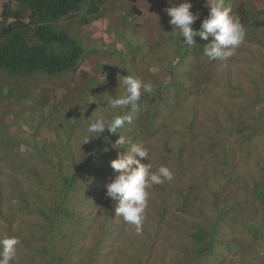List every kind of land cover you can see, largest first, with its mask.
<instances>
[{
	"label": "trees",
	"instance_id": "16d2710c",
	"mask_svg": "<svg viewBox=\"0 0 264 264\" xmlns=\"http://www.w3.org/2000/svg\"><path fill=\"white\" fill-rule=\"evenodd\" d=\"M124 1L131 4L132 15H139L135 7L136 0ZM165 1L175 5L182 0ZM193 1L195 0H190V3ZM198 1L202 7H198L196 11L206 14L205 2ZM91 3L94 0L2 2L0 71L23 79L40 74L52 79L72 78L77 72L85 79L91 77V71L83 67L86 54H108L109 58V53L104 49L98 53L95 49L88 51L81 41L62 27L68 23L72 27L76 18L85 22L83 15L91 13L88 10ZM233 13L239 15L246 29V40H253L254 37L252 43L256 45L248 47L247 53L258 50L253 54H261L264 39L258 32L264 30V4L253 9L240 4L234 7ZM202 20L203 18L199 24L194 23L193 27L199 29ZM181 39L183 40L182 37ZM139 40L146 43L145 46L138 44L132 53L125 51L130 56L125 57L117 69L107 59L97 57L106 62L104 71L107 76H98L96 79L100 87L98 90L104 92V96L98 90L90 91L88 81L79 88H70L78 96V105H87L88 99L96 101L97 117L90 113H77L74 118L76 114H72L73 110H66L69 106L63 104V118L60 120L52 116L53 108L49 107L46 99H35L30 109L37 118L35 120L39 123L44 117L43 120L47 123L41 126L42 129L53 133H48L49 137L44 138L39 149L36 148V142L42 138V133H22V137H18L16 142L25 149L24 152L10 148L7 142H0V161L6 165V168L0 167V239L5 235L20 239L16 258L11 264H91L92 260L105 261V250L117 238L119 228L126 223L120 217L116 226L102 225L97 232H93L92 224L97 223L101 212L106 214V219L118 218L113 212L118 201L106 196V185L118 175L110 167V162L117 158L118 153L126 151L111 147L120 135L128 138L132 144L147 148L148 158L141 159L142 164H151L153 171L166 166L173 173L171 181L165 180L148 190L152 193L149 195L148 205H153L154 208L148 211L147 206L142 235L149 234L150 229L154 233L163 234L161 226L164 225L168 230H177L178 226L174 223L192 216L193 205L199 211V217H203L205 213L197 204L203 202V194L209 186L213 187L211 193H215L224 182L228 185L233 183L229 178L224 181V174L239 175L238 172L234 173V160L238 158L236 153L224 152L230 144L219 129L222 127L225 130L227 126L213 124L216 121L214 116L207 117V123L199 117L200 113L207 111V102L201 96V85L209 82L207 67L211 68L216 61L203 54V47L209 41L201 43L196 40L197 47L189 49L183 47L172 33L166 38L155 39L143 35L138 37L137 41ZM128 44L130 47L134 45L132 41ZM180 50H184L183 57H179ZM255 62L262 63L259 59ZM111 73L114 76H110ZM124 75L142 78L145 82L154 84V91L142 96L136 110L110 107V98L124 93L120 81V76ZM112 82L116 84L111 85ZM232 82L229 76L226 86L231 84L230 88L236 90ZM256 92L257 89H254L246 95L245 105L249 106V101ZM225 94L221 98H208L211 102L218 100L217 106H222L227 113L234 110L235 114L237 105L231 104L230 98L238 94L229 91ZM4 96L0 94L1 99ZM13 98L21 100L24 96L14 93ZM189 99L194 107L193 110L186 109L190 111L189 119L182 122L179 129V123L174 120L182 113L186 104L190 103ZM42 113L46 114L38 115ZM240 113L237 117L243 118ZM117 114L130 115L132 120L131 123L126 122L115 134L105 130L100 137L90 138L87 143L82 144L70 132L73 124L78 133L88 137L86 129L91 121L98 118L110 120ZM258 116L262 119L263 111L258 112ZM242 122L246 123L245 119ZM55 123L60 124L61 128L55 129ZM26 135L32 137L31 147H26L23 142ZM74 144L78 145L76 149ZM105 149L108 151L105 152ZM250 156L251 151L247 152L246 157ZM258 182H254L248 196L253 195L264 206V176ZM243 187L247 189V185ZM102 206L105 207L104 210H101ZM230 210L234 211V208ZM149 220L151 224L148 223ZM238 220V217L233 218L234 222ZM208 228L206 224L199 223L187 232L189 247L183 250L184 259L201 260L215 253L217 231L214 227L212 230ZM249 232L254 239L259 234L258 228L253 226L249 227ZM121 237L127 238L123 232ZM133 243H136L134 239L131 240V244ZM226 247L230 252V245L227 244ZM85 259L91 261L84 262Z\"/></svg>",
	"mask_w": 264,
	"mask_h": 264
},
{
	"label": "rangeland",
	"instance_id": "374dc122",
	"mask_svg": "<svg viewBox=\"0 0 264 264\" xmlns=\"http://www.w3.org/2000/svg\"><path fill=\"white\" fill-rule=\"evenodd\" d=\"M5 1H0V14L1 3ZM203 1L206 5V0ZM240 4L253 9L257 8V5H263L264 0H226V6L231 8L232 13L234 7ZM135 6L140 12L138 16L131 14V4L127 1L94 0V3L88 6L91 13L83 15L85 22L82 23L81 18H76L71 24L72 27L69 25L70 23L62 26L81 41L88 51L95 49V52L98 53L104 49L109 53V58L108 54L106 56L101 53L90 56L86 54V62L83 67L91 71L92 74L87 79L80 76L79 72L75 73L72 78L64 79H52L49 76L48 79L40 75L29 79H18L0 71V94L5 95V98H0V142H7L10 148L24 152L25 149L18 145L15 139L21 137L20 133H42V138L36 142L37 149L45 141L44 138L49 137L48 133H53L42 129L41 126L47 123V121L44 122V117L37 123V118L32 114L30 109H32L35 99H46L49 107L53 108L52 116L60 120L63 118L61 116L63 104L69 106L66 110H73L72 114H76L74 118L77 117V113H90L93 117H97L98 108L96 105L98 104L96 101L88 99L87 105L82 103L78 105V96L70 88H79L82 83L91 78L95 80L98 76L103 78L106 62L101 59H107V62H110L109 64L115 69L119 68L125 57L130 56L125 53V51L129 52L128 42L136 41L138 36L147 35L155 39L166 38L172 33L173 37L183 44L177 33L178 29L169 23L170 18L165 11L171 7L168 2L164 0H136ZM200 6L202 7L201 4ZM208 12L209 9L205 6L204 13L206 14L199 15L198 24L200 19L207 17ZM156 16L159 18L158 20ZM258 33L264 39V30L261 29ZM196 40L201 43L204 41L199 38ZM253 41L254 37L253 40L244 41L236 50V54L227 62L215 61L211 68L208 66L209 82L201 85V96L207 102V111L204 114L200 113L199 117L204 123H207V117L214 116L216 121L213 124L227 126L225 130L222 127L219 129L230 144L224 152L233 151L238 157L234 160V173L238 172L239 175L226 173L223 178L224 181L229 178L233 180V183L228 185L224 182L215 193H211L213 187L209 186L206 193L203 194V202L200 201L197 204L205 213L203 217H199V211L193 205L192 216H188L184 221L178 220L174 223L178 226L177 230L173 228L171 231L166 229L168 228L166 225L161 226L165 237L163 234L154 233L153 229H150L147 235H137L134 226L126 224L119 228V232L116 230L117 238L104 252L105 261L85 259L84 262L91 261V264H264V206L253 195L248 196V191L253 188L254 182H261V176H264V50L261 54L257 53L256 55L253 53L258 50L247 53L248 47L256 45L252 43ZM138 44L145 46L146 43L140 40L136 41L130 47V51L134 50ZM115 47L119 51L116 52ZM180 56L183 57L184 53H179ZM254 59H259L262 63L255 62ZM110 76H114V73H111ZM229 76L232 78V84L236 90L230 88L231 84L226 86V79ZM115 84L111 83V85ZM93 86L100 88L95 82L90 84V87ZM254 89H257V92L247 106L245 105L246 95ZM226 91L238 94L230 98V103L237 105L235 114L234 110L227 113L222 106H217L218 100L211 102L208 98V96L211 98L225 97ZM239 91L241 92L239 93ZM98 92L104 96V92L99 90ZM14 93H18L24 98L17 100L13 98ZM188 102L190 103L186 104L182 113L175 117L174 122L179 123V129H181L182 122L189 119L190 111L186 109L192 108L191 110H193V103L190 99ZM76 105L78 107L74 109ZM260 111H263L262 119L258 116ZM238 113L243 118L237 117ZM44 114L46 113L38 115L44 116ZM242 119H245L246 123H243ZM57 124H53L54 128H61V125ZM70 132L74 134L73 138L79 140L80 143L86 142L87 137L78 133V130L73 128V124ZM31 139L32 137L26 135V139L23 141L26 147L32 146ZM74 146L75 149L78 147L77 144ZM250 151L251 156L246 157L247 152ZM0 167L6 168L5 162L0 161ZM243 182L247 185V189L243 187L245 186L242 185ZM260 189L258 190L260 191ZM150 194L152 193L150 192ZM148 208V211H151L154 206L148 205ZM233 208L234 211H231L230 209ZM104 209L105 207L102 206L101 210ZM100 215L97 218V223L92 224L93 232H97V229L102 225L116 226L119 223V216H116L117 219H106L104 212H101ZM235 217H238L239 220L234 222L233 218ZM148 223L152 222L149 220ZM199 223L206 224L209 230L214 227V230L217 231V242L214 244L215 253L201 260H186L182 254L183 250L187 246L189 247L186 241L187 232L192 226L191 230H193L195 224ZM250 226L257 227L259 230L255 239L250 236ZM122 232L127 238L121 237ZM132 239L135 240V244H131ZM227 244L231 247L230 252L227 250Z\"/></svg>",
	"mask_w": 264,
	"mask_h": 264
},
{
	"label": "clouds",
	"instance_id": "9594fccd",
	"mask_svg": "<svg viewBox=\"0 0 264 264\" xmlns=\"http://www.w3.org/2000/svg\"><path fill=\"white\" fill-rule=\"evenodd\" d=\"M168 3L171 7L165 11L170 18L169 23L178 29L177 33L179 32L180 37L183 38V47L189 49L197 47L196 38L209 41L203 47V54L212 60L227 62L236 54V50L240 45L244 43L246 29L241 23L239 15L232 13L231 8L226 6V0H206L205 6L209 9V12L207 17L202 20L199 29L193 27V24L197 23L200 18V14L196 11L200 7L198 0L192 3H190V0L177 1L175 5ZM135 7L138 9L137 6ZM156 18L159 19L157 16ZM138 37L141 38L143 35ZM128 48L129 52L132 53L129 45ZM115 51L117 52L119 49L115 47ZM179 53H184V50H180ZM104 74L103 77H106L107 73L104 72ZM89 80L88 87L90 91L98 90L94 86L90 87V84L94 82L97 84L96 80ZM120 81L124 93L110 98L109 103L112 109L127 110L131 108L136 110L142 96L151 94L154 91V84L150 81L145 82L142 78L124 75L120 76ZM131 120L132 117L127 114L114 115L110 120L95 119L89 123L86 129L89 135L85 143L90 138L100 137L105 130L115 134L126 122L131 123ZM17 138L15 139L17 140ZM117 146L119 147L117 148ZM111 147L126 149V151L118 153L117 158L110 162V167L118 175L106 185V196L118 201L115 208L116 216L121 217L126 224L134 226L136 234L140 235L143 231V221L150 195L148 190L153 185L164 183L165 180L171 181L173 173L166 166H160L156 171H153L151 164H142L141 159L148 158L147 148L140 144H132L125 136L120 135ZM104 151L106 152L108 149ZM19 243L20 239L16 236L5 235L0 239V264H11L14 261Z\"/></svg>",
	"mask_w": 264,
	"mask_h": 264
}]
</instances>
